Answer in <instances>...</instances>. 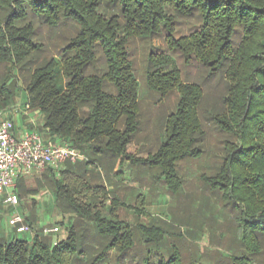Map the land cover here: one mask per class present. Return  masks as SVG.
<instances>
[{
    "label": "trees",
    "instance_id": "obj_1",
    "mask_svg": "<svg viewBox=\"0 0 264 264\" xmlns=\"http://www.w3.org/2000/svg\"><path fill=\"white\" fill-rule=\"evenodd\" d=\"M0 10V109L20 94L41 113V131L80 150L85 166L99 157L108 172L128 157L136 128L139 85L129 43L161 41L147 54L148 79L162 93L177 92V109L165 142L143 162L169 183L180 160L203 153L204 120L213 124L222 156L202 178L237 212L245 252L232 263H264V0H0ZM176 60L216 81L209 109L204 89L182 80ZM80 163L66 161L58 175L46 170L39 183L54 191L59 225L74 216L65 237L48 239L37 229L31 240L0 238V264H125L136 243L144 258L132 262L155 264L148 248L158 250L162 240L141 226L135 240L119 201L92 184ZM38 191L17 182L20 198ZM33 220L26 218L29 227ZM174 252L156 264H178Z\"/></svg>",
    "mask_w": 264,
    "mask_h": 264
},
{
    "label": "rangeland",
    "instance_id": "obj_2",
    "mask_svg": "<svg viewBox=\"0 0 264 264\" xmlns=\"http://www.w3.org/2000/svg\"><path fill=\"white\" fill-rule=\"evenodd\" d=\"M161 45L159 40H135L129 43L132 68L139 87L135 110L136 128L127 146L128 157L118 162L112 172L102 167L99 157H94L97 163L92 162L88 166L84 162L80 164L87 171V178L92 184H103L110 193L109 198L119 201V218L130 228L135 240L141 235L140 226L153 239L162 240L158 250L155 245L148 248L151 253L147 257L151 262L156 264L162 255L168 256L175 251L179 257L178 264H233L232 258L244 255L245 252L235 222L237 212L226 207L202 178L203 175L212 174L217 160L222 156L219 142L221 138L213 124L204 120L206 136L202 146L203 153L196 158L186 157L180 160L175 165V177L169 183L158 167L143 162L153 156L165 142L167 119L177 109V92L162 93L149 83L147 54L150 51L155 52ZM50 49L53 51L51 47ZM175 66L180 70L182 80L197 83L204 89V106L208 104L206 108L209 109L212 105L210 102L220 91L216 81L208 78L206 72L197 67H185L181 61L176 60ZM18 79L19 85L23 86L22 78ZM22 103L23 98L19 94L6 108ZM99 165L100 169L97 167ZM19 180L25 181V187L38 188L39 191L33 196L19 197L20 205L16 208L4 209L6 213L0 218V229L11 237L30 240L35 230H41L40 233L43 234V229L57 226V234L43 237L52 240L65 237V228L74 223L75 219L69 215L63 226L58 224L62 215L54 204L53 189L48 185L41 187L39 183H45V180L36 174ZM31 199L34 200V206H31ZM105 205H109V202ZM97 209L102 216H107L106 208ZM9 212L18 213L25 220L33 218V228L29 227L26 233H15V229L8 225ZM81 220V228L89 232V221ZM142 253L141 244L136 243L128 253L132 256L131 259L128 256L125 264H134L132 261L136 262L142 256L141 261L144 258ZM247 258L251 260L250 257ZM251 261L260 264L256 260Z\"/></svg>",
    "mask_w": 264,
    "mask_h": 264
},
{
    "label": "built area",
    "instance_id": "obj_3",
    "mask_svg": "<svg viewBox=\"0 0 264 264\" xmlns=\"http://www.w3.org/2000/svg\"><path fill=\"white\" fill-rule=\"evenodd\" d=\"M22 105L0 111V199L3 205L10 208L20 205L19 196L15 191L20 178L29 177L35 171L48 169L58 174L61 165L66 161L88 162L80 150L61 138L57 137L59 141H46L43 134L37 130L17 136L11 119L30 110L28 103ZM8 225L15 229L16 233L29 231L24 216L18 213L10 214ZM42 232L45 236L54 235L59 232V228L47 227Z\"/></svg>",
    "mask_w": 264,
    "mask_h": 264
},
{
    "label": "crops",
    "instance_id": "obj_4",
    "mask_svg": "<svg viewBox=\"0 0 264 264\" xmlns=\"http://www.w3.org/2000/svg\"><path fill=\"white\" fill-rule=\"evenodd\" d=\"M6 107L3 108V110H5ZM3 110H0V111H3ZM11 120H12L11 123H12L13 130H14V132H15V134L17 136H21L25 132H28V131L37 130V131H39L40 133L43 134V137L45 138L46 141L47 140L48 141L49 140L50 141H54L55 139H57L56 136H51V135H48L47 133H45L44 131H40V129H41L42 125H43V117H42L41 113L39 111H37V110H34V109L30 108V110H28L26 113H24V115L22 114L20 116H14ZM38 123H40L41 126H39ZM57 141H59V140L57 139ZM63 167H64V163L61 165V169L60 170H62ZM48 170H50V169H48ZM45 171H35L31 176L36 174V175H39L41 177L42 174L45 173ZM51 171H53V170H51ZM15 191L17 193V184H16ZM4 209H8L9 210V208L7 206L2 204L1 199H0V214H2V217L0 216V218H3L5 216V215L3 216V214L6 213ZM11 213H13V212H11ZM32 236H31V238H32ZM0 238H8V239H10L11 235L10 234L6 235L5 232H3L0 229Z\"/></svg>",
    "mask_w": 264,
    "mask_h": 264
}]
</instances>
